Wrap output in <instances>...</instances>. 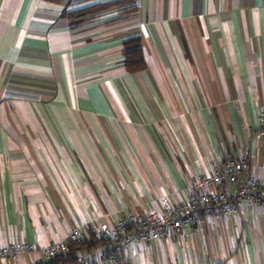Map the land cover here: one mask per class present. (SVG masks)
Instances as JSON below:
<instances>
[{
    "label": "crops",
    "instance_id": "obj_1",
    "mask_svg": "<svg viewBox=\"0 0 264 264\" xmlns=\"http://www.w3.org/2000/svg\"><path fill=\"white\" fill-rule=\"evenodd\" d=\"M0 0V248L33 253L126 214L180 206L192 178L251 155L264 180V0ZM139 37L145 68L126 71ZM232 188H228L230 192ZM100 247L82 253L92 262ZM123 264H264V210L203 218L123 252ZM2 264H8L2 262Z\"/></svg>",
    "mask_w": 264,
    "mask_h": 264
},
{
    "label": "built area",
    "instance_id": "obj_2",
    "mask_svg": "<svg viewBox=\"0 0 264 264\" xmlns=\"http://www.w3.org/2000/svg\"><path fill=\"white\" fill-rule=\"evenodd\" d=\"M258 131L252 136L264 137V111L258 115ZM232 188L228 192V188ZM163 212L142 215L126 214L114 226H100L91 232L114 242V251L105 253L96 263L78 255L76 264H123V252L136 244L160 241L179 233L186 226L194 227L203 218H219L241 214L245 208L264 210V180L251 174V155L245 151L239 158L227 160L212 168L209 176L195 177L190 182V197L180 206H173L163 198ZM86 238V230L71 232L63 242L44 250L47 259H52L66 249L68 242H79ZM32 246L12 243L0 248V264H17L18 258L33 253Z\"/></svg>",
    "mask_w": 264,
    "mask_h": 264
},
{
    "label": "trees",
    "instance_id": "obj_3",
    "mask_svg": "<svg viewBox=\"0 0 264 264\" xmlns=\"http://www.w3.org/2000/svg\"><path fill=\"white\" fill-rule=\"evenodd\" d=\"M58 1V0H51ZM118 9L121 17L118 20L126 19L136 13L134 0H117L107 5H97L85 9L67 13L69 19H76L87 16H95L104 11ZM123 63L127 72L135 73L145 68L141 41L139 37H132L123 42ZM106 248V253L111 254L114 251V242L104 240L94 235L91 230L87 231L86 238L79 242H68L64 252L58 254L52 259H48L45 264H76L78 255L82 253H91L97 248Z\"/></svg>",
    "mask_w": 264,
    "mask_h": 264
}]
</instances>
